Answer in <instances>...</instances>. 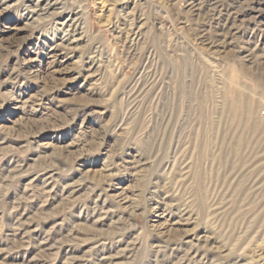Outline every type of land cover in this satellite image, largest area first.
I'll return each instance as SVG.
<instances>
[{
	"label": "rangeland",
	"instance_id": "obj_1",
	"mask_svg": "<svg viewBox=\"0 0 264 264\" xmlns=\"http://www.w3.org/2000/svg\"><path fill=\"white\" fill-rule=\"evenodd\" d=\"M58 2L0 0V264H264V0Z\"/></svg>",
	"mask_w": 264,
	"mask_h": 264
},
{
	"label": "bare ground",
	"instance_id": "obj_2",
	"mask_svg": "<svg viewBox=\"0 0 264 264\" xmlns=\"http://www.w3.org/2000/svg\"><path fill=\"white\" fill-rule=\"evenodd\" d=\"M7 1V0H6ZM28 4V3H27ZM59 4L58 0H30V4L29 6H27L28 10L30 11L31 15L38 17L39 20L34 19L35 22L39 23L49 20V19H53L57 16L56 12H53V10L55 9V7ZM41 16L45 17V18H40ZM75 20V19H74ZM74 20L71 19H67L64 23H61V27L62 28H67L65 31L66 32H70V33H78V26L75 25ZM70 33H66L67 35H65V39H63L65 41V43L67 44V46H76L78 45V43L81 41L80 37H76L74 35H70L71 38L68 37V34ZM79 35V33H78ZM74 36V37H73Z\"/></svg>",
	"mask_w": 264,
	"mask_h": 264
},
{
	"label": "built area",
	"instance_id": "obj_3",
	"mask_svg": "<svg viewBox=\"0 0 264 264\" xmlns=\"http://www.w3.org/2000/svg\"><path fill=\"white\" fill-rule=\"evenodd\" d=\"M263 117H264V114H263Z\"/></svg>",
	"mask_w": 264,
	"mask_h": 264
}]
</instances>
